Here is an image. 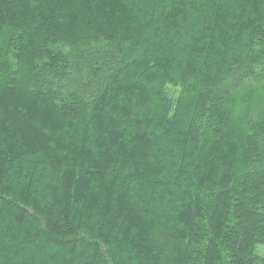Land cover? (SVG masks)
Segmentation results:
<instances>
[{"label": "trees", "instance_id": "trees-1", "mask_svg": "<svg viewBox=\"0 0 264 264\" xmlns=\"http://www.w3.org/2000/svg\"><path fill=\"white\" fill-rule=\"evenodd\" d=\"M0 264H264V0H0Z\"/></svg>", "mask_w": 264, "mask_h": 264}]
</instances>
